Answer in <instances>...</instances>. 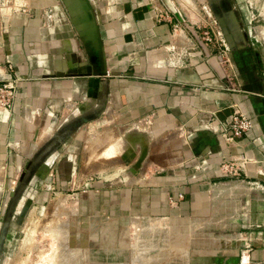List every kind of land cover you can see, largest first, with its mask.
<instances>
[{"label": "crops", "instance_id": "1", "mask_svg": "<svg viewBox=\"0 0 264 264\" xmlns=\"http://www.w3.org/2000/svg\"><path fill=\"white\" fill-rule=\"evenodd\" d=\"M71 1L28 0L0 18V84L16 87L12 111H0V171L16 175L45 112L80 98L92 122L47 156L28 190H81V237L93 246L124 247L133 219L152 218L196 240L200 260L264 264V12L245 0H84V20ZM236 113L254 127L226 144L220 123ZM104 119L182 132L181 156L98 171L78 146ZM242 159L239 177L223 174V161Z\"/></svg>", "mask_w": 264, "mask_h": 264}, {"label": "rangeland", "instance_id": "2", "mask_svg": "<svg viewBox=\"0 0 264 264\" xmlns=\"http://www.w3.org/2000/svg\"><path fill=\"white\" fill-rule=\"evenodd\" d=\"M245 1L264 12V0ZM27 2L0 0V18L27 5ZM107 120L98 121L88 131L83 130V143L78 146L85 160L98 171H102L106 163L116 166L117 170L129 167L130 162L134 163L142 155L148 161L151 158L167 161L168 157L172 160V156L176 161L181 156L182 132H155L148 120L127 124L115 120L111 127ZM30 136L29 142L25 139L27 154L33 152L36 142H42L40 137L35 140L33 135ZM44 136L43 140L48 138L46 133ZM136 164L133 171L140 168ZM18 176H21L15 181L18 189L15 187L12 192V178L0 171V264H215L200 260L202 256L196 252L193 238V241L175 238L169 228L168 232L158 228L149 230L153 224L163 223L152 218L133 219L124 247L93 246L81 237L79 202L85 196L81 190L69 187L66 191H57L45 185L34 193L28 190V183L35 175L26 174L27 179ZM93 177L97 180L104 175L95 174ZM30 194L34 198L30 199ZM139 221L148 222L144 224L148 228L139 229Z\"/></svg>", "mask_w": 264, "mask_h": 264}, {"label": "built area", "instance_id": "3", "mask_svg": "<svg viewBox=\"0 0 264 264\" xmlns=\"http://www.w3.org/2000/svg\"><path fill=\"white\" fill-rule=\"evenodd\" d=\"M214 35L215 38H221L220 33H216ZM206 37L208 41H212V38L209 34H206ZM219 42L222 43L221 40H219ZM15 98L16 87L14 82H5L3 84H0L1 112H11ZM79 104L80 98H73L67 104H65V106L61 108V111L57 114L50 113L48 112V110L45 112L44 115H47V119H45L43 130L36 131L34 135L35 140L37 137H40L42 142H36V146L35 148H33V152H31L32 150L30 151L31 154H27L25 151L22 153L24 161H26V163L24 167L18 170L16 175L11 177L12 179L10 182L12 183V192H14L15 187L18 189V186L15 185L21 177H19L18 175H23L26 179L28 178L26 177V174L36 175L39 169L45 163H47V156L49 154L58 150H62L64 147L68 146L74 139L75 134L80 129H82L84 125L92 122L90 118L83 111H81ZM220 125L222 127L221 138L226 144H231L236 140L248 135L254 127L253 120L240 113L234 114L230 119L221 122ZM47 131L52 133V135ZM45 133L48 138H45V140H43L42 138ZM10 148L15 151L16 149H18L16 145H11ZM138 161L139 159L137 160V162ZM248 163L249 160L246 159H242L240 162L223 161L221 163V170L223 174L231 178H237L241 175ZM30 184L31 179L28 183V186Z\"/></svg>", "mask_w": 264, "mask_h": 264}, {"label": "water", "instance_id": "4", "mask_svg": "<svg viewBox=\"0 0 264 264\" xmlns=\"http://www.w3.org/2000/svg\"><path fill=\"white\" fill-rule=\"evenodd\" d=\"M71 12L75 15V13L80 14V16L85 20H90L89 18V11H87V5L84 0H72L71 3ZM86 20V21H87ZM145 155H142L139 158V161L137 162L136 166H140L141 163L144 161ZM13 206V204H12ZM11 206V207H12Z\"/></svg>", "mask_w": 264, "mask_h": 264}, {"label": "bare ground", "instance_id": "5", "mask_svg": "<svg viewBox=\"0 0 264 264\" xmlns=\"http://www.w3.org/2000/svg\"><path fill=\"white\" fill-rule=\"evenodd\" d=\"M261 34H262V33H261ZM139 223H140V221H139ZM139 223H138V224H139ZM146 224H147V223H146ZM156 224H157V223H156ZM141 225H143V224H141ZM141 225H140V226H141ZM158 225H159V224H158ZM137 226H138V225H137ZM140 226H139V227H140ZM153 226H155V225L153 224ZM153 226H150V227H149V228H150L149 230H151ZM139 227H138V228H139ZM140 228H141V227H140ZM140 228H139V229H140ZM147 228H148V227H147ZM141 230H142V228H141ZM142 232H143V231H142ZM59 233H60V232H59ZM138 233H139V232H138ZM64 262H65V261H64Z\"/></svg>", "mask_w": 264, "mask_h": 264}]
</instances>
